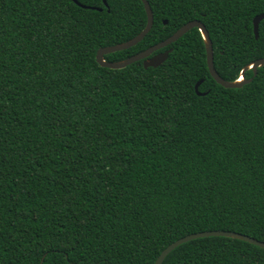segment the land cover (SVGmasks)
I'll return each instance as SVG.
<instances>
[{"label": "trees", "instance_id": "16d2710c", "mask_svg": "<svg viewBox=\"0 0 264 264\" xmlns=\"http://www.w3.org/2000/svg\"><path fill=\"white\" fill-rule=\"evenodd\" d=\"M106 1L0 0V264H154L211 230L264 241V65L224 87L195 27L157 67H104L98 49L147 23L142 0ZM148 1L151 30L107 60L195 19L224 79L264 57V0ZM161 264H264V248L205 236Z\"/></svg>", "mask_w": 264, "mask_h": 264}, {"label": "water", "instance_id": "95a60500", "mask_svg": "<svg viewBox=\"0 0 264 264\" xmlns=\"http://www.w3.org/2000/svg\"><path fill=\"white\" fill-rule=\"evenodd\" d=\"M73 1L76 2L80 6H83V7L87 6V4L84 5L81 2H78V0H73ZM106 2L107 1L104 0L103 3L106 4ZM142 2L144 3L143 5L145 6L146 13H147V23H146L145 28L139 34H137L136 36H134L133 38H131L127 41L99 48L97 51V54H96V58H97V61L100 65H102L104 67H109V68H123L130 63H133V62L138 61V60H143V64L145 67H150V66L157 67L167 59L172 48H169L163 52H159V53L154 54V55H152V54L155 51H157L161 48H164V47L170 45L171 43L175 42L181 36H183L186 32H188L189 30H191L192 28H195V27L199 28V30L202 33V36H203V39L205 42V46H206L207 64H208L209 70L211 72V75L214 77V79L219 84L223 85L224 87H226V88L242 87L246 83L251 82L253 80V77L255 75H257L258 68L264 65V57H262V58H259L255 61H253V62H250L249 64L244 66L242 71H241L240 77L237 80L229 81V80H226L223 77H221V75L217 72V70L215 68L214 48H213V42H212L210 35H209V31L206 28L205 24L201 20H198V19L191 20V21L187 22L186 24L181 26L174 34H172L171 36H169L165 40L160 41L157 44L150 46L146 50L138 52V53H136V54H134L128 58L123 59V60H118V61L107 60L105 58L106 54L111 53V52H115L118 50H123V49L129 48V47L137 44L151 30L153 23H154L153 10H152L151 6H149L150 3L148 0H142ZM106 5H108V4H106ZM87 7H91V8H95V9H99V10L101 9L100 7H92V6H87ZM263 19H264V14H259L254 18V31H255L257 38L259 37V25ZM248 70H253V72H254L253 77L246 78V72ZM201 82H202V80H200L196 84L197 94H203V92H200L198 90V87H199ZM215 235L242 239V240H245L247 242H251L255 245H258V246L264 248V241L258 240L254 237L249 236V235L238 233L235 231H228V230L201 231V232L188 234L184 237L177 239L176 241L172 242L171 244H169L162 251V253H160V255L157 257L154 264H161L165 260L167 255L172 250H174L177 246H179V245H181L187 241H190V240L196 239V238H200V237L215 236Z\"/></svg>", "mask_w": 264, "mask_h": 264}]
</instances>
